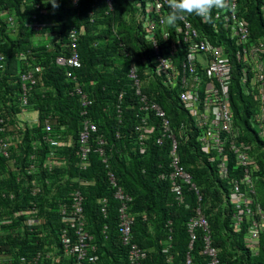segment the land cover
Segmentation results:
<instances>
[{"label": "trees", "instance_id": "obj_1", "mask_svg": "<svg viewBox=\"0 0 264 264\" xmlns=\"http://www.w3.org/2000/svg\"><path fill=\"white\" fill-rule=\"evenodd\" d=\"M240 2L248 9L252 32L258 34L264 28L260 12L262 0ZM36 3H43L51 10L47 17H39L48 23L41 31L34 30L30 24L38 10ZM56 3L58 7H54L51 0H34L22 11V0H0V6L10 8L19 21L13 33L0 19V53L6 56L5 64L0 66V117L7 123L6 130H0V141L8 140L11 144L9 157L0 153V218L7 217L0 232L2 263L54 264L47 254L56 243L57 254L62 253L61 231L65 223L60 207L70 204L73 192L80 188L85 198L87 230L93 235L99 256L96 264H129V248L124 245L120 231L122 201L115 195L117 186L108 179L111 170L117 185L132 196L128 205L135 217L133 242L149 250L147 264H186L188 254L193 264H207L209 258L203 253L207 231L198 229L197 240L190 246L188 223L199 207L208 219L209 235L212 245L219 250L221 264H264V229L259 252L255 254L248 246V225L244 224L241 231L233 228L232 187L228 180L220 178L217 164L211 162L215 154L202 151L200 130L194 119L181 105L176 91L155 75L145 73L147 64L142 61L143 53L148 52L147 60H152L153 55L133 15L134 4L128 0H111V8L106 0H99L97 5L92 0H81L78 6L69 0H56ZM81 26L86 28L84 33L79 29ZM73 28L80 34L78 49L83 60L76 74L93 100L88 106L89 117L106 140L107 162L102 160L96 151L98 145L93 142L91 164L87 169L81 168L79 158V131L84 119L82 99L72 92L75 84L67 75V67L56 61L59 55L70 53L67 43ZM21 52L31 53L27 60L20 61L17 55ZM133 62L138 63L139 74L145 82L143 91L171 120L170 133L177 138L181 161L192 174L201 200L194 190L185 187V202L178 203L170 181L160 177L170 169L173 139L166 136L162 144L158 143L163 127L154 111L149 120L155 129L145 145L140 143L135 129L141 112L140 97L128 77ZM34 66H41L43 70L37 74V83L30 91V112L36 118L33 125H28L19 119L23 111L19 97L22 75ZM121 93H124L122 102ZM231 100L244 139L254 144L252 154L261 168L255 173V183L258 202L264 211V139L256 134L251 121L256 104L244 94L238 79L232 83ZM119 106L122 120L118 116ZM48 119L54 124V133L63 141L72 139L66 147L56 148L45 140L44 127ZM53 156L59 163L49 167L47 160ZM32 164L35 169L30 173ZM230 165V176L242 172L241 168L234 169L233 157ZM39 185L41 192L34 195L32 187ZM11 192L15 193L14 198ZM105 199L107 212L103 213ZM33 206L38 208V217L43 223L30 226L24 223L25 218L14 214ZM166 247H171L170 261H167ZM39 250H44L42 259L38 258ZM60 258L61 262L55 264H74V257L64 258L61 254Z\"/></svg>", "mask_w": 264, "mask_h": 264}, {"label": "built area", "instance_id": "obj_2", "mask_svg": "<svg viewBox=\"0 0 264 264\" xmlns=\"http://www.w3.org/2000/svg\"><path fill=\"white\" fill-rule=\"evenodd\" d=\"M34 0H22V11L26 5ZM78 6L81 0H69ZM97 5L99 0H92ZM113 8L111 0H106ZM135 8L133 15L141 26L145 41L150 44L152 60H147L143 53L142 61L147 64L146 74H153L159 78L171 90L176 91L181 105L194 119L200 130L199 141L204 153L210 155L211 162L217 164L218 174L221 179L228 180L232 189L230 200L235 206L233 228L241 231L243 225H248V234L252 251L257 254L260 247V235L264 229V211L258 202V191L255 181V173L259 171L257 157L252 154L254 144L244 139V131L234 117L231 100L232 83L239 80V84L245 95H248L256 104L255 114L252 116V125L256 134L264 139V28L254 34L251 23L247 17L248 9L242 6L240 0H224L222 9H213L211 19H205L195 14L184 15L174 23L168 21L171 12L168 0H128ZM37 12L32 16L30 24L36 31L44 29L48 23L39 17L51 12L43 3H36ZM260 12L264 19V0L260 4ZM0 19H3L10 30L16 33L19 21L11 9L0 6ZM93 20V19H92ZM78 28V27H77ZM79 29L84 33L85 26ZM70 41L67 43L70 53L59 55L56 58L58 64L67 67V75L74 81L72 92L82 99L83 110L81 112L83 125L79 131V158L82 169H87L90 164V154L93 151V142L97 143L96 151H99L102 160L107 162L106 140L99 133L97 124L89 117L88 106L92 101L84 89V84L79 80L76 70L83 66L82 56L79 52L80 34L73 28L69 32ZM144 51V50H143ZM31 52H21L18 59L27 60ZM6 62V56L0 53V66ZM41 66H34L22 75V93L19 100L24 114L30 110V91L37 83V74L42 72ZM138 63L133 62L129 68L128 77L131 79L137 94L140 97L141 112L138 114L136 131L139 134L141 145L154 131L155 126L150 122L151 112L161 119L163 136L158 139L162 144L164 137L173 139L170 150L169 171L163 172L160 177L170 181L172 192L178 203L185 202L184 188L189 187L202 195L193 176L188 172L181 161L178 149V141L171 132V120L166 111L150 96L143 91V79L139 74ZM120 102L124 100V93L119 96ZM118 116L122 120V110L119 106ZM6 120L0 117V130H6ZM19 127V126H18ZM45 140L53 147H62L64 142L60 135H56L54 124L47 120L44 127ZM14 140V137H12ZM14 142V141H13ZM0 153L9 157L8 140L0 141ZM18 141L16 143V146ZM234 158V169H242L240 174L230 176V163ZM34 171V164L31 165ZM52 163L50 164V167ZM108 179L113 186H117L116 197L122 201L120 207V231L124 245L129 248L130 264H146L148 252L143 247L133 242L134 216L129 211L128 202L132 196L117 185L113 171L108 172ZM34 195L41 192L39 187L32 189ZM72 203L62 207L64 221L68 226L62 231V246L64 256L74 257L75 264H95L99 256L97 247L93 242V236L86 228L84 215V196L80 189L73 192ZM103 213L107 212L106 199L104 200ZM34 213V212H33ZM1 223V221H0ZM2 226L0 224V232ZM207 231L205 235V247L203 253L208 256L207 264H221L219 250L212 245L209 235V222L201 207L196 215L188 223L191 237L190 246L193 247L197 240V230ZM171 238V236H170ZM169 251V249H168ZM41 256L38 255V258ZM47 257L53 258L54 252H48ZM58 256H55L57 259ZM171 255L167 261L171 260ZM59 261V260H57ZM186 264H193L191 255H187Z\"/></svg>", "mask_w": 264, "mask_h": 264}, {"label": "clouds", "instance_id": "obj_3", "mask_svg": "<svg viewBox=\"0 0 264 264\" xmlns=\"http://www.w3.org/2000/svg\"><path fill=\"white\" fill-rule=\"evenodd\" d=\"M51 2H52V4H53L54 7H58V5L56 3V0H51ZM224 6H225L224 0H168V7L170 8L171 12H170V14H169V16H168L167 19H168V21L170 23H174L176 20L183 18L184 15H193V14H195L197 16H200L202 18H205V19H211V15H210L211 11L213 9H222ZM22 113H23V111H22ZM17 116L19 117V115H17ZM60 140H62L61 137H60ZM63 142L65 144L64 146H62V147H56V148L66 147L69 142H72V139L69 142L68 141H63ZM55 156H56V154H55ZM62 162L63 161H60V163H62ZM51 163H52V166L51 167H54V166L58 165L57 163H59V162H57L56 160H54V156H53L52 158H49L47 160V165L49 167H50V164ZM34 187H39L41 189V186L40 185L39 186H34ZM34 187H32V189ZM10 196L12 198H14L15 193L14 192H11L10 193ZM84 201H85V198H84ZM71 203H72V201L70 202L69 205H71ZM63 205L64 204H62L61 207H60V216H61L62 221L65 223L64 224L65 225L64 228H66L68 226V223L66 221H64V218H63V212H62V209H63L62 206ZM103 206H105V204ZM14 214L16 215V217H23V218H25L26 221H24V223H26V224H28L30 226L37 225V224H41V223L44 222V221H42L40 219V217H38L39 216V210H38V208L36 206L28 207L27 209L17 210ZM84 215H85V209H84ZM0 221H1L0 224L2 226V223H4V222L7 221V217H5L4 220L2 218H0ZM85 221H86V216H85ZM134 221H135V217H134ZM86 228H87V222H86ZM62 232L63 231H61V249H62V253L61 254L64 255L63 246H62ZM134 243H136V242H134ZM58 249H59V247L57 246V243H56V244L53 245L52 249L49 250L48 252H52V253L54 252V254H56L58 256V258L56 259V262H61V258H60V255L61 254H57V252H56V250H58ZM144 249H146V248H144ZM41 251H44V250H39L37 252V254L41 256L40 259L43 258V253ZM147 252H148V257H149V250H147ZM165 252L169 254L168 249H165ZM48 258H50V257H48ZM64 258H66V257L64 256ZM68 258H71V257H68ZM147 259H146V264H147ZM57 260H59V261H57ZM21 261L23 263H25V259H22ZM128 262H129V255H128ZM6 264H13V261H11L10 263H6ZM60 264H63V263H60ZM74 264H75V260H74ZM129 264H130V262H129Z\"/></svg>", "mask_w": 264, "mask_h": 264}, {"label": "crops", "instance_id": "obj_4", "mask_svg": "<svg viewBox=\"0 0 264 264\" xmlns=\"http://www.w3.org/2000/svg\"><path fill=\"white\" fill-rule=\"evenodd\" d=\"M32 111H34V110H32ZM34 115V113L33 112H30V110H28V111H26L24 114H21V117L19 118V119H21L22 120V122L23 123H25V124H28V125H33L35 122H34V118H36L35 116H33ZM20 116V115H19ZM247 233H248V230H247ZM248 241H249V239H248ZM250 245V242L248 243V246ZM171 247H166V249H170ZM250 248V247H249ZM55 256H56V254H54V257L53 258H50V259H52V261H53V263L55 264V262H56V259H55ZM5 259L6 258H4V261H5ZM7 260V262H8V259H6ZM0 262L2 263V260L0 259ZM3 264V263H2ZM4 264H5V262H4Z\"/></svg>", "mask_w": 264, "mask_h": 264}, {"label": "rangeland", "instance_id": "obj_5", "mask_svg": "<svg viewBox=\"0 0 264 264\" xmlns=\"http://www.w3.org/2000/svg\"><path fill=\"white\" fill-rule=\"evenodd\" d=\"M144 86H145V82L143 81V82H142V87H144Z\"/></svg>", "mask_w": 264, "mask_h": 264}]
</instances>
